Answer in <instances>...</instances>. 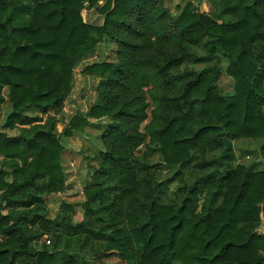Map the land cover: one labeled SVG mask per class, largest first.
Returning a JSON list of instances; mask_svg holds the SVG:
<instances>
[{
	"label": "trees",
	"instance_id": "obj_1",
	"mask_svg": "<svg viewBox=\"0 0 264 264\" xmlns=\"http://www.w3.org/2000/svg\"><path fill=\"white\" fill-rule=\"evenodd\" d=\"M99 1L0 0V264H264V0H214L213 12L187 1L174 20L164 0ZM106 39L116 61L81 70L98 78L95 100L57 134L76 63ZM87 126L102 128V146L86 156L96 166L82 218L66 201L51 218L46 199L65 185L61 136ZM146 137L161 161L135 154ZM241 138L261 142L249 165L234 161ZM163 165L176 170L159 180Z\"/></svg>",
	"mask_w": 264,
	"mask_h": 264
},
{
	"label": "rangeland",
	"instance_id": "obj_2",
	"mask_svg": "<svg viewBox=\"0 0 264 264\" xmlns=\"http://www.w3.org/2000/svg\"><path fill=\"white\" fill-rule=\"evenodd\" d=\"M104 0L98 2V6ZM191 1L199 11L213 12L214 0H164V5L167 9L168 15L172 20L176 19L185 3ZM82 15L85 21L93 23H102V16L97 13L95 8H84ZM116 44L109 39L100 42L94 50L83 55L75 65L73 70L72 88L68 96L64 100V108L57 116L56 131L60 134L62 128L66 122L76 111H86L95 100V87L97 84L96 77L92 75H83L81 70L92 62L96 61H116L115 52ZM200 53H204V49H199ZM206 65L205 63L188 62L187 66L194 68H201ZM219 65L222 69V75L220 76L217 85L222 93H228L232 89V78L225 73L226 61L221 59ZM6 94V90H3ZM149 105L147 107L148 116L145 121L140 125V129L143 131L144 126L149 122L152 110V104L148 100ZM8 108L4 105L0 106V125L4 119L2 115H6ZM34 113V112H30ZM91 121H96L90 119ZM106 118L99 120L100 123H105ZM103 127V126H102ZM102 128L96 129L90 126L85 127L84 132H74L71 136H61V142L64 145L62 151V163L65 173V185L64 188L57 194H52L46 199V205L48 210V216L53 218L59 211V205L62 200L73 203V211L71 212L73 222H78L82 218V207L80 201L82 200V189L88 185L90 180L91 169L90 166H96V160H87V155H92L97 149L101 148L100 133ZM11 133H16L13 130ZM261 144L258 142L247 141L245 138L232 141L233 152L235 155V163H241L249 165L251 160L258 155V147ZM135 154L143 155L144 160L149 163L161 161V155L158 150V145L155 142L149 141L148 137L144 142L135 149ZM175 167H168L163 165L157 173V178L163 180L171 176L175 172ZM178 185V181L172 182L167 190L166 194L169 197H174L175 189ZM48 238L45 235L42 240ZM39 240V243L41 241ZM109 264H125L118 257H109L105 260Z\"/></svg>",
	"mask_w": 264,
	"mask_h": 264
},
{
	"label": "crops",
	"instance_id": "obj_3",
	"mask_svg": "<svg viewBox=\"0 0 264 264\" xmlns=\"http://www.w3.org/2000/svg\"><path fill=\"white\" fill-rule=\"evenodd\" d=\"M91 9V8H89ZM82 11H85V9H83ZM101 16V15H100ZM102 20H103V17H102ZM88 22V21H86ZM90 24H95V25H100V23H93V22H88ZM7 87H5L3 90H6L7 91ZM5 97L7 99V96L5 94ZM5 107H9V103L7 101L6 104H4ZM2 119H4V115L1 116ZM7 133L10 135V134H14V133H11L13 130H6ZM247 141H253V142H259L258 140H252V139H246ZM63 151V150H62ZM62 153V152H61ZM61 157H62V154H61ZM1 159H2V156L0 155V162H1ZM61 165H62V168L63 167V163H62V159H61ZM264 166V165H263ZM84 200V197L82 198V200L80 201V203ZM63 201V200H62ZM66 201V200H64ZM68 202V201H66ZM68 203H71V202H68ZM48 209V208H47ZM49 210V209H48ZM257 231L260 233V234H264V202L261 204V217H260V222H259V225L257 227Z\"/></svg>",
	"mask_w": 264,
	"mask_h": 264
},
{
	"label": "built area",
	"instance_id": "obj_4",
	"mask_svg": "<svg viewBox=\"0 0 264 264\" xmlns=\"http://www.w3.org/2000/svg\"><path fill=\"white\" fill-rule=\"evenodd\" d=\"M46 242H49L48 240Z\"/></svg>",
	"mask_w": 264,
	"mask_h": 264
}]
</instances>
